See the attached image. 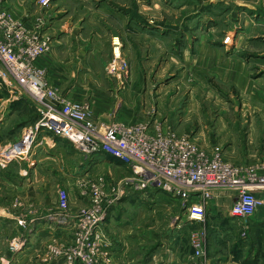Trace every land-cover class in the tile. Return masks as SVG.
<instances>
[{
	"label": "rangeland",
	"instance_id": "1",
	"mask_svg": "<svg viewBox=\"0 0 264 264\" xmlns=\"http://www.w3.org/2000/svg\"><path fill=\"white\" fill-rule=\"evenodd\" d=\"M47 1V5H42L36 0L38 8H35L37 20L34 28H41L44 11L51 9L58 0ZM70 1L66 0V4H71ZM109 2L126 4L130 21L135 22L136 27L140 23L143 26L141 32L136 27L126 30L128 45L146 42L142 45V54L134 58L132 49L128 50L127 56L123 53L124 45L120 41L122 58L128 64V70L120 77L109 73L114 59L113 42L120 37L112 39L110 52L103 57L104 81L108 80L109 88L98 95L110 96L112 113L125 105L131 106L129 117L140 122L151 118V122L157 120L165 122L173 130L178 128L183 132L181 134H189L204 152L219 149L226 162L245 166H257L264 162V0H79L78 5L82 9L88 4ZM149 36H157L154 39L168 44V53L160 51L153 55L150 50L157 46H149ZM7 91L0 82V118L5 113V101L10 98ZM72 102L89 105L93 112L89 98ZM19 110L13 117L7 115V122L0 128V152L10 149L21 137L33 108ZM124 120L112 122L124 123ZM79 155L80 162L84 163L85 156L82 153ZM24 162L9 165L21 167ZM6 168L0 166V169ZM117 169L101 168L91 176H76L72 192L66 188L44 191L46 195L43 199L56 201V206L49 210L52 214L55 212L53 216H56L58 227L65 228L66 233L39 239L34 237L31 247L36 248L33 264H87L78 253L90 254L89 244L96 237L93 238L89 230L76 220L83 212L94 209L95 186L102 192L103 198L98 207L103 211L105 220L113 208L118 215L128 208V212L136 209L134 204L126 205L124 209L120 205L122 198L126 197L128 184L120 177L126 173L124 169L119 168L118 172ZM62 190L68 192L70 199L69 208L64 211L58 206ZM15 202L19 204L17 200ZM227 203L231 204V199ZM162 207L159 205L158 217L164 212L160 209ZM60 216L67 223L63 224ZM72 219L74 223H68ZM105 220L99 228L100 245L92 252L91 260L93 264H119L110 250L112 243L104 228ZM206 220L209 221L208 215ZM231 221L234 232L227 235L232 236L236 246L250 244L260 248V261L258 259L253 264H264L263 229L259 232L253 229V217L231 218ZM162 224L166 222L162 221ZM2 227L0 242L6 243L11 236L5 229L7 226L0 224V229ZM165 231L158 230L159 236H163ZM146 232L149 238H153L152 232ZM185 232L181 237L183 243L176 244L190 252L191 264L205 263L211 247L210 228L203 229L191 222ZM196 232L205 241L204 256L200 258L194 256L191 241L192 234ZM134 235L131 233L127 237L131 249L125 253L124 259H120L122 264H135V261L132 262L135 257ZM23 239L20 238V241L23 242Z\"/></svg>",
	"mask_w": 264,
	"mask_h": 264
},
{
	"label": "crops",
	"instance_id": "2",
	"mask_svg": "<svg viewBox=\"0 0 264 264\" xmlns=\"http://www.w3.org/2000/svg\"><path fill=\"white\" fill-rule=\"evenodd\" d=\"M3 2L1 8L8 11L16 21L30 29L34 28L37 20L36 0ZM70 2L71 4H66V0H58L51 9L44 11L41 28L45 36L50 38L51 46L38 59L37 65L47 71L49 83L66 99L91 100L94 119L102 132H105L114 120L126 119L124 120L126 124L142 123L129 117L131 106L125 105L116 113H112L110 96L98 95L104 94L109 88L108 80L104 81L105 74L102 68L103 57L109 54L112 39L120 37L124 45L123 53L127 56L128 50L132 49L134 58H137L142 54L144 49L142 45L146 42L128 45L125 35L126 30L132 27L141 32L142 24L136 27L135 22L130 21L126 4L110 2L100 5L88 4L80 9L79 0ZM154 38L158 37L149 36V46L157 48L151 49L150 52H153V55L159 54L160 51L168 53V44ZM7 92L10 98L5 101V113L0 118V128L7 122V115L13 117L20 111L19 109L28 107L36 112L38 109L22 92L12 93L9 90ZM37 114L39 115L38 112ZM4 118L6 120L3 122ZM145 121L151 122V118L143 120ZM176 131L183 133L178 128ZM79 154L81 152L69 140L44 133L38 138L28 162H24L21 167L11 164L6 169H0V224L7 226L4 228L11 236L9 237L11 239L7 238L6 243L0 242L1 264H33L36 248L31 247L35 238L55 234L62 236L66 233L65 228L58 227L56 216H53L55 212L52 214L49 210L56 206V201L43 199L46 195L45 190L66 188L72 192L76 176H91L101 168H118L117 172L119 168L124 169L126 173L120 177L128 186L125 189L126 197L122 198L120 205H123L124 209L126 205L134 204L136 208L133 212L130 211L131 213L128 212V208L120 215L117 214L116 208H113L105 220L104 228L112 243L110 250L112 256L117 257L119 264L125 258V253L131 249L127 241L131 233H135V257L132 259L135 264H191L190 252L176 244L183 243L181 237H184L191 224L180 199L155 186H143L144 180L131 166L110 155L85 157L82 163ZM230 191L216 190L214 199L207 203L206 213L209 221L197 224L203 229L210 228L211 232L209 235L211 247L205 263L201 264H253L258 259L260 261V248L251 247L250 244L236 246L232 236L227 235L234 232L233 221L230 222L231 218L228 215L233 204ZM259 195L264 199V193ZM228 199H231V204L227 203ZM16 200L19 204L15 202ZM159 205L164 206L160 208L164 210L160 217L157 212ZM162 221L166 224L163 225ZM68 223H74V219ZM252 224L254 230L264 231V207L257 210ZM158 230L167 231L163 236H159ZM146 231L152 232L153 238H149ZM2 233L3 227L0 229V235ZM261 234L264 236V233ZM20 238H24L23 242Z\"/></svg>",
	"mask_w": 264,
	"mask_h": 264
},
{
	"label": "built area",
	"instance_id": "3",
	"mask_svg": "<svg viewBox=\"0 0 264 264\" xmlns=\"http://www.w3.org/2000/svg\"><path fill=\"white\" fill-rule=\"evenodd\" d=\"M39 3L47 5L48 1L39 0ZM1 6L2 0L0 82L10 92L19 91L28 96L36 104L39 118L24 128L10 149L0 152V166L28 161L38 138L49 133L69 140L85 157L107 154L131 166L144 180L143 186H155L180 199L192 223L205 221L207 203L214 199L216 190L233 192V204L228 212L230 218H252L264 206V199L259 195L264 193V162L257 166L226 162L219 149L206 153L189 134L178 133L157 120L135 124L112 122L102 132L91 107L66 99L49 83L47 71L37 65L38 59L51 46L42 28L26 27ZM113 44L114 59L109 73L120 77L128 70V64L120 52V39L115 38ZM93 196L94 209L83 212L76 220L93 238L96 237L89 244L90 254L78 253L87 264H93L92 252L100 245L99 228L105 220L98 207L102 192L96 186ZM69 201L68 192L60 191L59 208L67 210ZM60 217L63 224L67 223ZM191 241L194 256H204V237L196 232Z\"/></svg>",
	"mask_w": 264,
	"mask_h": 264
},
{
	"label": "trees",
	"instance_id": "4",
	"mask_svg": "<svg viewBox=\"0 0 264 264\" xmlns=\"http://www.w3.org/2000/svg\"><path fill=\"white\" fill-rule=\"evenodd\" d=\"M39 118V115L37 114V112L33 109L31 115L26 119V123L24 127L34 124Z\"/></svg>",
	"mask_w": 264,
	"mask_h": 264
},
{
	"label": "bare ground",
	"instance_id": "5",
	"mask_svg": "<svg viewBox=\"0 0 264 264\" xmlns=\"http://www.w3.org/2000/svg\"><path fill=\"white\" fill-rule=\"evenodd\" d=\"M4 151V150H3ZM6 151V150H5ZM239 165H241V164H239Z\"/></svg>",
	"mask_w": 264,
	"mask_h": 264
}]
</instances>
